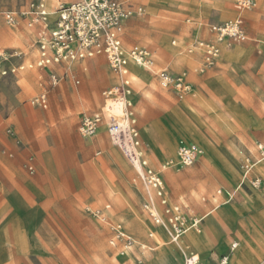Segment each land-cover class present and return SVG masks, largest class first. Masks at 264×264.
I'll return each instance as SVG.
<instances>
[{
  "label": "rangeland",
  "instance_id": "obj_1",
  "mask_svg": "<svg viewBox=\"0 0 264 264\" xmlns=\"http://www.w3.org/2000/svg\"><path fill=\"white\" fill-rule=\"evenodd\" d=\"M74 1L0 0V56L9 58H0V264H183L185 252H212L217 259L233 241L241 251L233 264H264L257 234L264 233L258 219L264 162L254 166L264 144V0L244 13L243 44L221 42L210 31L237 14L233 0H119L134 10L121 35L125 51L143 47L154 61L152 71L139 70L142 83L129 69V101L144 155L163 182L167 204L160 209L179 207L203 219L179 244L144 210L143 184L111 142L110 117L105 113L95 138L80 133L82 118L105 112L104 93L119 85L107 56L39 66L53 24L36 23L30 6L43 2L54 23L61 5ZM8 13L16 16L14 25ZM211 43L221 53L209 67L204 56ZM161 70L186 74L189 91L164 88L156 76ZM93 92L98 103L90 100ZM44 94L47 108L39 102ZM108 104L116 114L123 110L120 98ZM184 119L198 133L181 132ZM180 140L200 151L184 169L178 167ZM171 142L175 154L168 162ZM211 212L234 229L222 236ZM207 224L221 244L204 233Z\"/></svg>",
  "mask_w": 264,
  "mask_h": 264
},
{
  "label": "built area",
  "instance_id": "obj_2",
  "mask_svg": "<svg viewBox=\"0 0 264 264\" xmlns=\"http://www.w3.org/2000/svg\"><path fill=\"white\" fill-rule=\"evenodd\" d=\"M234 7L239 15L221 25L211 26L210 31L215 33L219 40L230 44H241L248 40L243 29L242 14L257 7V0H233ZM142 12V9L138 10ZM30 15L36 23L44 24L45 28L53 24L50 32L49 42L41 45L40 67L52 63L75 61L86 57H93L97 54H105L110 66L119 77V85L104 93L106 104L109 100L120 98L123 101V110L120 114L109 115L110 111L87 114L82 118L80 133L85 139H93L98 133L105 118V113L110 117L108 133L112 144L117 147L136 171L138 180L144 187L143 208L149 214L158 228L164 230L171 243L179 244L180 240L190 230L196 228L202 221L198 218L187 217L184 210L177 207L174 210L168 209L164 214L160 209V203L167 204L164 194L161 176L149 165L145 158L139 131L136 129L132 114L131 103V81L129 65L134 63L137 66L148 70L154 68V61L149 52L140 46L133 47L129 52L125 51L121 35L124 31L125 22L134 14V10L124 2L118 0H75L70 5L62 4L58 10V18L51 23L49 13L43 2L30 6ZM6 19L9 24L16 23V16L8 13ZM221 49L214 43L208 45L205 53L206 65L211 67L217 62ZM4 62L9 60L8 56H0ZM4 72L3 75H6ZM158 80L164 88H174L181 92H188L186 74H172L167 70L156 73ZM57 75H52L53 85H57ZM40 104L48 107L46 95L39 98ZM178 167L188 168L193 166L200 157L199 149L185 141H181L178 147ZM264 162V144L260 146L259 163ZM248 167V166H247ZM33 171V167H30ZM251 171L247 168L245 176ZM253 184L258 187L259 181ZM132 245L129 241V247ZM238 244L232 245L234 252ZM230 257L224 256L218 264H229ZM184 264H204L199 255L184 253Z\"/></svg>",
  "mask_w": 264,
  "mask_h": 264
},
{
  "label": "crops",
  "instance_id": "obj_3",
  "mask_svg": "<svg viewBox=\"0 0 264 264\" xmlns=\"http://www.w3.org/2000/svg\"><path fill=\"white\" fill-rule=\"evenodd\" d=\"M119 1V0H118ZM153 2H154V0H152ZM122 2V1H121ZM236 10V9H235ZM52 11V10H51ZM236 12H237V14L233 17V18H235V17H237L238 15H239V13H238V11L236 10ZM247 12V11H246ZM246 12H244V13H246ZM244 13L242 14V17H243V20H244ZM223 16L225 17L226 15L225 14H223ZM233 18H231V19H233ZM51 19H52V21H55V19H56V16H52L51 17ZM231 19H229V20H231ZM228 20V21H229ZM227 22V21H226ZM225 23V22H224ZM248 36V35H247ZM241 44H243V43H241ZM131 65V64H130ZM130 65H129V67H128V69H131L130 68ZM135 67L138 69V70H143V68L142 67H140V66H137L136 64H135ZM168 71V70H167ZM170 72V71H169ZM170 73H172V74H182V73H175V72H170ZM129 74H130V70H129ZM143 80L144 79H140L139 81H137L138 83H142L143 82ZM96 93L95 92H93V94H92V96H91V101H94L95 103H98V100L96 101ZM115 99H118V98H115ZM112 100H114V99H112ZM112 100H109V101H112ZM108 101V102H109ZM108 102H107V104L105 105V110H108V111H110L111 109H109L110 108V106H112L113 104H108ZM116 104V103H115ZM110 113L111 114H109V115H117L116 113H114V112H111L110 111ZM120 114V113H119ZM259 126V125H258ZM259 127H262V128H264V126H259ZM181 141H185V140H180L179 141V144H180V142ZM186 142V141H185ZM186 143H188V142H186ZM99 144H100V140H99ZM179 144H178V147H179ZM188 144H192V143H188ZM101 145V144H100ZM102 146V145H101ZM144 151V150H143ZM146 158V157H145ZM260 163H258V164H256V165H259ZM152 168V167H151ZM226 168V174L228 175V176H230V178H232V180H234V181H236L237 180V176H236V174H235V172H233L229 167H225ZM184 169V168H183ZM261 175V174H260ZM263 176V175H262ZM264 177V176H263ZM238 184V183H237ZM144 198H145V194H144ZM143 202H144V199H143ZM143 202H142V205H143ZM208 214V213H207ZM211 214H212V217L214 218V220H213V225H214V227H216L219 231H220V233L222 234V236L225 234V232H227V231H229V230H232V229H234V226L230 223V222H225V221H222L221 223H218V215H214L213 214V212H211ZM258 219H261L262 220V222H259V225L262 227L263 225H264V212L262 213L261 212V214L259 215V218ZM203 220V219H202ZM207 227H208V229L206 230V231H204V233L207 235V237L212 241L213 239H218L219 240V242H220V244L222 243L221 242V238H222V236L220 237V238H217L216 236H215V234H214V232H213V230H212V228L207 224ZM264 227V226H263ZM160 229V228H159ZM257 234H258V236H259V240H260V242L262 243V244H264V233L263 232H261L260 230L257 232ZM186 236V235H185ZM184 236V237H185ZM183 237V238H184ZM235 243H237L238 244V248H239V243L237 242V241H233V242H231V244H230V246H229V248L227 249V251L226 252H224V253H222L220 256H219V258H217L216 259V257L217 256H215V255H213V253L211 252V253H207V254H203V253H198V252H195V251H190L189 253H194V254H196V255H199L200 256V258H201V260L204 262V264H218L219 262H220V260H221V258L222 257H224V256H229L230 257V261H229V264H233L234 262H237L238 261V258L235 256V254L236 253H240L241 251H238V248L234 251V252H232L231 251V248H232V245L233 244H235ZM204 249H206V248H204ZM163 253H165V255H167V253L166 252H163ZM161 255V254H160ZM160 255H159V258H163L162 256L160 257ZM235 256V257H234ZM183 264H184V258H183Z\"/></svg>",
  "mask_w": 264,
  "mask_h": 264
},
{
  "label": "bare ground",
  "instance_id": "obj_4",
  "mask_svg": "<svg viewBox=\"0 0 264 264\" xmlns=\"http://www.w3.org/2000/svg\"><path fill=\"white\" fill-rule=\"evenodd\" d=\"M220 1H222V2H225V0H220ZM50 13V12H49ZM51 14H52V12H51ZM50 14V15H51ZM56 15H58V13H56ZM57 17V16H56ZM225 42V41H224ZM66 65H68V66H71V65H74V66H77L78 64H72V63H67ZM67 66V67H68ZM141 67V66H140ZM143 68V67H142ZM131 73H132V75H133V77L135 78V80H140V79H144V76L140 73V71L139 70H137V68H131ZM263 108V107H262ZM111 112H115V109H111L110 110ZM196 118L200 121V119H199V117L198 116H196ZM192 123V122H191ZM190 122H189V120H187V119H184L183 121H182V130H180L181 132H183V130H187V131H190L191 133H198V131H197V129H195V127L191 124ZM262 126H264V121L262 122ZM188 134V133H187ZM196 136V135H195ZM193 137V136H192ZM146 138V137H145ZM146 140V139H145ZM147 141V140H146ZM199 141V140H198ZM206 149V148H205ZM209 149H210V147H209ZM207 151V150H206ZM165 153L167 154L166 155V160L168 161V162H170L173 158H174V154H175V149H174V147H173V144H172V142L169 144H167L166 145V151H165ZM206 157H207V159H209V157H210V153L209 154H206ZM207 161V160H206ZM255 167L257 166V165H254ZM260 172H261V174L264 176V166L263 167H261L260 168ZM241 183L240 184H238L237 186H236V188L238 189V190H240L241 189ZM192 196H193V194H192ZM210 216V214H208L206 217H209ZM204 236V235H203ZM200 242V241H199ZM208 242V241H207Z\"/></svg>",
  "mask_w": 264,
  "mask_h": 264
}]
</instances>
